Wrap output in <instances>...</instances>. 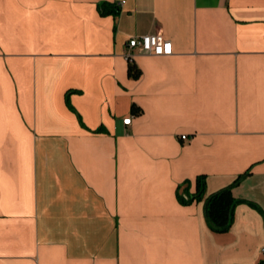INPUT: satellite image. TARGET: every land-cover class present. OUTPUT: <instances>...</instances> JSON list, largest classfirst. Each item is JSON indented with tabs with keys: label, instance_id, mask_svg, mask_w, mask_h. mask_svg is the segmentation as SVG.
Segmentation results:
<instances>
[{
	"label": "crops",
	"instance_id": "0c3cea01",
	"mask_svg": "<svg viewBox=\"0 0 264 264\" xmlns=\"http://www.w3.org/2000/svg\"><path fill=\"white\" fill-rule=\"evenodd\" d=\"M262 261L264 0H0V264Z\"/></svg>",
	"mask_w": 264,
	"mask_h": 264
},
{
	"label": "trees",
	"instance_id": "16d2710c",
	"mask_svg": "<svg viewBox=\"0 0 264 264\" xmlns=\"http://www.w3.org/2000/svg\"><path fill=\"white\" fill-rule=\"evenodd\" d=\"M109 6L110 5L107 3H102L99 5V8L102 13L114 12L111 8L108 9ZM130 73L132 76H138L139 72L131 66ZM132 111L134 113H139V110L135 107L132 108ZM241 178L242 176H240L232 185L223 188L216 193L207 195L206 176L202 175L196 180L195 195H188L186 194V189L182 190L180 188L178 196L183 203L190 202L193 199L204 201L206 219L211 230L218 233L227 232L233 223L234 208L238 203V200L232 195V189L240 182ZM184 194L186 196H184ZM261 264H264V261H262Z\"/></svg>",
	"mask_w": 264,
	"mask_h": 264
},
{
	"label": "built area",
	"instance_id": "2783aa9c",
	"mask_svg": "<svg viewBox=\"0 0 264 264\" xmlns=\"http://www.w3.org/2000/svg\"><path fill=\"white\" fill-rule=\"evenodd\" d=\"M136 49H140L145 53L154 54L159 56H168L173 53L172 43L169 39L165 38L161 33L148 34L142 36H136L128 42V52L126 54L129 62H133ZM132 121L131 117L123 120L125 125H130ZM182 139H187L186 135L182 136Z\"/></svg>",
	"mask_w": 264,
	"mask_h": 264
}]
</instances>
